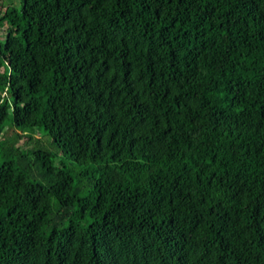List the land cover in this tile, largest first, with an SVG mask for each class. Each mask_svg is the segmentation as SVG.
Wrapping results in <instances>:
<instances>
[{"label": "trees", "instance_id": "trees-1", "mask_svg": "<svg viewBox=\"0 0 264 264\" xmlns=\"http://www.w3.org/2000/svg\"><path fill=\"white\" fill-rule=\"evenodd\" d=\"M4 27L0 264H264V0H20Z\"/></svg>", "mask_w": 264, "mask_h": 264}, {"label": "rangeland", "instance_id": "rangeland-1", "mask_svg": "<svg viewBox=\"0 0 264 264\" xmlns=\"http://www.w3.org/2000/svg\"><path fill=\"white\" fill-rule=\"evenodd\" d=\"M0 5L3 6V8H8L10 7H16L19 8L20 6V0H0ZM5 30V27L2 29H0V36H3V31ZM1 39H3V37H0ZM5 135L4 136H10L12 135L11 129L7 130L4 132ZM44 143H46L47 141H44L45 138L42 139Z\"/></svg>", "mask_w": 264, "mask_h": 264}]
</instances>
